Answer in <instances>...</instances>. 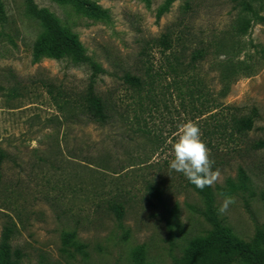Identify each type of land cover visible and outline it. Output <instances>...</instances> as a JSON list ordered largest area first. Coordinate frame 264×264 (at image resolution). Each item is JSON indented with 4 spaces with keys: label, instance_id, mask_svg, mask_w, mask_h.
Returning <instances> with one entry per match:
<instances>
[{
    "label": "rangeland",
    "instance_id": "374dc122",
    "mask_svg": "<svg viewBox=\"0 0 264 264\" xmlns=\"http://www.w3.org/2000/svg\"><path fill=\"white\" fill-rule=\"evenodd\" d=\"M240 1L35 0L105 70L97 93L124 118L101 127L66 122L81 109L90 68L53 53L25 0H0V149L8 155L0 163V260L9 220L22 264H173L215 238L212 215L231 243L263 244L264 147L257 144L264 142V0H245L246 13ZM242 14L250 29L240 43ZM166 34L184 38L189 54L208 50L194 75L170 74V51L157 43ZM248 59L251 70L224 80L222 62ZM125 74L153 77V98L127 87ZM253 109L254 128L225 145L215 133L223 116ZM186 120L199 125L221 173L212 202L169 168ZM239 168L247 187L239 184ZM151 183L161 199L151 195ZM225 195L235 203L220 214ZM118 204L121 219L113 211Z\"/></svg>",
    "mask_w": 264,
    "mask_h": 264
},
{
    "label": "trees",
    "instance_id": "16d2710c",
    "mask_svg": "<svg viewBox=\"0 0 264 264\" xmlns=\"http://www.w3.org/2000/svg\"><path fill=\"white\" fill-rule=\"evenodd\" d=\"M25 1L29 16L40 21L47 29L53 42V53L68 56L76 64L87 65L93 73L87 89L80 96L81 109L78 113L72 114L66 118L68 120L66 122H81L85 119L87 122L98 124L101 127L119 123V119L124 118V115L119 113V109H117L114 102L110 99L103 98L96 90L97 77L100 74H105V70L86 55L77 36H65L62 34L51 15L38 9L35 0ZM240 5L245 13L250 11V6L245 0H241ZM249 29L250 22L245 14H242L237 28V35L240 38V43L242 42L241 38L247 35ZM157 43L165 51H170L168 55L165 54V59L171 69L170 74H173L176 78L184 79L194 75L192 73H195L193 71L198 67L197 63L205 59L208 54L206 48L194 49L189 54V46L185 43V39L177 38L174 40L170 34L163 35L157 40ZM222 48V45L216 47L217 50ZM249 63V59L238 60L237 62L232 60L222 62V66H224L222 70L224 80L234 73L251 70L252 68ZM123 81L127 87L134 89L140 95H144L143 97L146 100H151L155 94V80L150 75L140 77L125 74L123 76ZM257 118L258 113L256 109H253L251 114L245 116H238L236 114H231L229 116L224 115L219 127L215 128V133L217 132L221 138H224L225 145L238 143V139L236 138L247 136L248 132L254 128ZM257 147L263 148L264 142H259ZM5 158H8V155L0 149V163H2ZM238 181L240 185L245 187L248 186L249 178L243 168H239ZM231 183L234 185L232 181ZM186 184L199 196L212 202V187H206L204 190H200L189 183L188 180H186ZM148 190L155 199H161V190L154 183L148 185ZM113 211L118 219H121L124 215V208L121 204L114 205ZM211 222L216 229L215 238L210 243L197 249L188 256L174 258L173 264H264V240L262 245H256L253 248L241 244H233L224 234V229L215 215L211 216ZM15 234L16 224L12 220L7 221L4 227L0 264H22L24 253L20 248H15L13 246ZM64 239L67 247L66 249H69L70 240L68 237Z\"/></svg>",
    "mask_w": 264,
    "mask_h": 264
},
{
    "label": "clouds",
    "instance_id": "9594fccd",
    "mask_svg": "<svg viewBox=\"0 0 264 264\" xmlns=\"http://www.w3.org/2000/svg\"><path fill=\"white\" fill-rule=\"evenodd\" d=\"M178 136L172 146L173 158L169 162L172 171L183 176L200 190L212 187L220 178L219 169H213L215 161L211 159L210 149L202 139L199 125L186 120L178 125ZM235 203V198L225 195L218 209L225 214L229 206Z\"/></svg>",
    "mask_w": 264,
    "mask_h": 264
}]
</instances>
